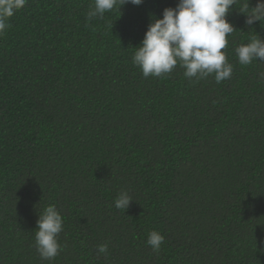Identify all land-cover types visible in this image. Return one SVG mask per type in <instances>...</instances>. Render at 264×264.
<instances>
[{
    "label": "trees",
    "instance_id": "16d2710c",
    "mask_svg": "<svg viewBox=\"0 0 264 264\" xmlns=\"http://www.w3.org/2000/svg\"><path fill=\"white\" fill-rule=\"evenodd\" d=\"M94 2L27 0L0 36V264H264V61L235 53L264 22L228 15L230 79L144 78L134 48L179 0L88 22ZM48 205L63 217L50 261L34 237Z\"/></svg>",
    "mask_w": 264,
    "mask_h": 264
},
{
    "label": "clouds",
    "instance_id": "9594fccd",
    "mask_svg": "<svg viewBox=\"0 0 264 264\" xmlns=\"http://www.w3.org/2000/svg\"><path fill=\"white\" fill-rule=\"evenodd\" d=\"M131 3L139 6L143 0H95L89 7L87 21L102 18L106 12ZM27 0H0V36L10 27V18L22 10ZM246 17L248 26L264 22V0H257L255 7L250 0H179L175 8H165L161 19H154L139 47L132 56V63L144 78L162 77L172 73L177 66L188 79L202 80L213 77L217 84L230 79L233 65L223 51L227 39L236 31L227 17L233 7ZM242 66L255 60L264 61V40L255 33L246 44L235 48ZM132 198L122 190L114 201L117 209L129 207ZM35 247L42 260H54L62 251L58 236L63 230V217L55 205H48L38 213ZM164 237L157 231L148 234L147 245L159 252ZM97 252L108 254V245L97 246Z\"/></svg>",
    "mask_w": 264,
    "mask_h": 264
}]
</instances>
